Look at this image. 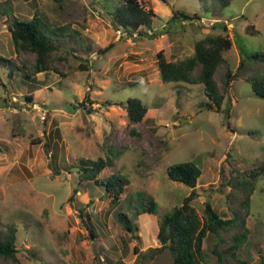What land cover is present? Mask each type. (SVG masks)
Instances as JSON below:
<instances>
[{
  "label": "rangeland",
  "instance_id": "obj_1",
  "mask_svg": "<svg viewBox=\"0 0 264 264\" xmlns=\"http://www.w3.org/2000/svg\"><path fill=\"white\" fill-rule=\"evenodd\" d=\"M139 1L153 11L155 36L119 33L113 12L119 0H0V240L10 225L17 236L16 260L0 255V264H170L169 250L160 248L167 236L161 243L158 222L190 191L167 175V167L177 162L192 160L201 169L198 195L191 201L200 217L205 201L223 218L244 214L240 173L264 163V98L247 81L257 72L243 69L216 109L206 104L202 83H164L157 53L177 61L191 55L206 34L228 36L226 63L215 73L222 90V76L227 67L235 72L241 52L264 51V0H232L222 10L210 0L207 14L202 0ZM176 10L201 18L177 24L170 20ZM34 11L80 35L58 41L54 68L37 73L31 85L20 67L31 68L36 55L16 49L8 26L14 16L30 19ZM256 70L264 73V62H257ZM133 97L147 107L139 122L125 109ZM107 155L113 166L98 177L120 171L128 179L116 203L104 186L78 177L80 159ZM254 184L246 240L232 256L226 252L232 230L222 232L221 241L208 234L202 264L264 259V171ZM139 194L156 201V213H136ZM119 211L131 218L132 232L118 221ZM89 214L96 236L86 228ZM215 242L220 262L213 254Z\"/></svg>",
  "mask_w": 264,
  "mask_h": 264
},
{
  "label": "trees",
  "instance_id": "obj_2",
  "mask_svg": "<svg viewBox=\"0 0 264 264\" xmlns=\"http://www.w3.org/2000/svg\"><path fill=\"white\" fill-rule=\"evenodd\" d=\"M202 1L204 3L201 7L202 13L207 14L209 9L205 4L210 0ZM231 2L232 0H213L209 3L217 6L218 10H222L228 7ZM113 12L116 18V26L121 27L119 30L125 37L132 36L134 33L145 34L150 37L155 36V30L151 25L153 11L145 9L139 0H119ZM200 18L201 16L197 12L189 14L185 11L176 10L170 20L181 24L184 20L194 21L195 19L200 20ZM223 28L226 29L224 26ZM8 30L16 49L32 52L36 55L31 68L26 65L20 67L22 76L29 80L27 84H31L30 81L35 80L37 73L47 72L54 68V55L61 48L58 41L68 40L71 35H80L79 31L70 29L69 25L52 23L47 18L42 20L36 15V11L30 19L24 20L14 16ZM148 30H152L151 33ZM83 45L84 51L90 53L91 46L88 43ZM231 45L228 36L220 33H209L198 39L194 44L193 53L183 59L172 61L163 51H159L157 60L161 80L164 83L173 81L193 84L200 82L208 99L206 104L221 109L230 82L237 79L243 69H248L257 72L247 77L251 89L264 98V73L256 70V63L264 62V51L250 54L241 52V58L235 72L233 73L229 67L224 72L222 76L223 88L221 90L215 78V73L220 65L226 63L224 52L229 50ZM111 47L110 44L100 49V51L106 52ZM5 62H7V59H3L4 66H6ZM197 66H200L199 71L194 74ZM12 73V69L7 70V75L11 76ZM26 98L31 100L29 95ZM125 109L128 118L133 122L141 121L147 112V107L141 102V99L136 97L127 99ZM48 147L49 144H46L47 149H49ZM57 155V151L51 153L54 162ZM79 164L80 166L77 167L79 181H92L95 184L104 186V193L112 196V203H116L120 199V195L128 183L127 177L120 171L112 173L105 179L98 177L104 168L113 166L112 156L107 155L106 157H98L94 160L87 159L86 161L80 159ZM263 171L264 163L249 169L247 172L240 173L241 177L237 183L246 191L244 198L240 201V206L244 209V214L241 217L233 212L230 218H223L211 206L209 201H205L204 217L202 218L191 204V201L198 195L195 186L201 174L200 167L192 160L169 165L167 167L168 177L190 188L189 194L183 197L181 204L174 206L158 222L159 234L167 236V243L160 248L166 247L169 250L172 258L170 264H202L206 261L203 242L208 234L221 241V233L231 230L232 245L226 249V252L233 256L235 254L234 250L238 249L248 236L249 230L245 224V216L248 214L250 197L255 187L254 181ZM135 201H139L134 206L137 214L156 213L157 203L151 197L139 194L138 198L135 197ZM116 215L123 228L132 232L135 227L132 226L131 218L127 212L119 211ZM87 216L89 224L87 223L86 228L91 235L96 236V231L92 228L90 214ZM12 226H9L10 233L3 240H0V255L16 260L17 249L15 243L17 236L15 228ZM217 245L218 243L215 242L213 254L217 256L220 262L222 253L217 250ZM151 250L156 251L158 249ZM259 264H264V259L260 260Z\"/></svg>",
  "mask_w": 264,
  "mask_h": 264
},
{
  "label": "water",
  "instance_id": "obj_3",
  "mask_svg": "<svg viewBox=\"0 0 264 264\" xmlns=\"http://www.w3.org/2000/svg\"><path fill=\"white\" fill-rule=\"evenodd\" d=\"M165 238H166V235L165 234L161 235L160 236V242L163 243L164 240H165Z\"/></svg>",
  "mask_w": 264,
  "mask_h": 264
},
{
  "label": "built area",
  "instance_id": "obj_4",
  "mask_svg": "<svg viewBox=\"0 0 264 264\" xmlns=\"http://www.w3.org/2000/svg\"><path fill=\"white\" fill-rule=\"evenodd\" d=\"M118 32H119V33H121V31H120V30H118ZM121 34H122V33H121Z\"/></svg>",
  "mask_w": 264,
  "mask_h": 264
}]
</instances>
